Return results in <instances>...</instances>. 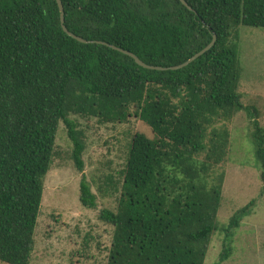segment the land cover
<instances>
[{
    "label": "trees",
    "instance_id": "trees-1",
    "mask_svg": "<svg viewBox=\"0 0 264 264\" xmlns=\"http://www.w3.org/2000/svg\"><path fill=\"white\" fill-rule=\"evenodd\" d=\"M61 0L67 29L161 67L147 69L118 50L80 42L62 30L55 0H0V262L29 264L43 182L55 156L60 124L70 159L84 167L79 118L124 123L135 132L117 172L91 189L82 175L79 201L89 209L115 196L98 219L113 227L105 264H205L222 233L215 264L232 253L255 199L221 225L223 164L229 124L246 111L264 182V127L241 103L240 27L264 28V0Z\"/></svg>",
    "mask_w": 264,
    "mask_h": 264
},
{
    "label": "rangeland",
    "instance_id": "rangeland-1",
    "mask_svg": "<svg viewBox=\"0 0 264 264\" xmlns=\"http://www.w3.org/2000/svg\"><path fill=\"white\" fill-rule=\"evenodd\" d=\"M239 58L242 73L238 91L243 106L254 109L264 127V28L240 27ZM84 131V167L76 169L70 159L71 142L63 124L55 139V156L43 182L40 211L34 231V248L29 264H105L113 227L98 219L101 208L115 210V196L99 197L95 209L81 205V176L93 192L110 174L118 176L128 143L135 132L150 135L135 116L124 123H100L95 118H79ZM230 152L223 164L222 200L217 212L221 225L241 206L255 199L232 242V253L221 264H264V182L250 139L251 125L246 111L239 112L228 125ZM222 233L213 235L205 264H215L222 247ZM0 264H3L0 262Z\"/></svg>",
    "mask_w": 264,
    "mask_h": 264
},
{
    "label": "water",
    "instance_id": "water-1",
    "mask_svg": "<svg viewBox=\"0 0 264 264\" xmlns=\"http://www.w3.org/2000/svg\"><path fill=\"white\" fill-rule=\"evenodd\" d=\"M57 5H58V9H59V15H60V24L62 27V30L67 33L69 36H71L72 38L83 42V43H87V42H97V43H102L105 44L109 47H111L112 49L118 50L119 52H122L130 57H132L135 61V63H137L138 65L147 68V69H156V70H166V69H171V70H175V69H179L182 68L184 66H186L187 64H189L190 62H192L193 60H195L197 57H199L200 55H202L204 52H206L207 50L210 49V47L214 44L215 42V36L212 37V40L205 46L203 47L201 50L197 51L196 53H194L192 56H190L187 60H185L184 62L178 64V65H173L170 67H161V66H154V65H149L145 62H143L141 59H139L134 53H132L131 51H127L123 48H120L118 46L109 44L107 42H103V41H88L86 39H83L80 36L75 35L74 33L70 32L67 27L65 26V19H64V8H63V4L61 2V0H55ZM183 5H185L188 9H191V7L187 4V2L185 0H179Z\"/></svg>",
    "mask_w": 264,
    "mask_h": 264
}]
</instances>
